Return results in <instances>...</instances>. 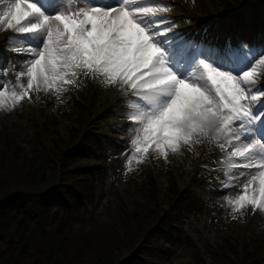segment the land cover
I'll return each instance as SVG.
<instances>
[{
	"label": "snow or ice",
	"instance_id": "snow-or-ice-1",
	"mask_svg": "<svg viewBox=\"0 0 264 264\" xmlns=\"http://www.w3.org/2000/svg\"><path fill=\"white\" fill-rule=\"evenodd\" d=\"M50 5L52 11L40 0H0V26L25 45L5 51L27 57L20 61L23 70L0 69L15 76L10 83L18 89L9 93V82H0V106L6 97L15 104L41 90L58 94L82 74L118 91L127 86L140 101L129 116L138 129L131 141L135 154L165 155L202 138L223 140L220 148H231L230 157L240 161L233 167L248 170L238 174L245 182L228 203L233 211H264V88L250 42L228 39L219 48L188 37L162 15L172 6L165 0L71 10L60 0Z\"/></svg>",
	"mask_w": 264,
	"mask_h": 264
},
{
	"label": "rangeland",
	"instance_id": "rangeland-1",
	"mask_svg": "<svg viewBox=\"0 0 264 264\" xmlns=\"http://www.w3.org/2000/svg\"><path fill=\"white\" fill-rule=\"evenodd\" d=\"M245 1V0H244ZM251 1L247 0L246 2ZM34 2V0H30ZM79 6H104L110 7L114 5L115 0H60V3L69 10ZM243 0H165L166 4L172 5L169 11L162 15L169 17L172 23L177 25L175 29L185 35L191 34V37L198 36L195 30H200L204 25L197 21H189L190 16L185 10V6L191 7L206 15H215L226 12L231 9H237ZM40 3L49 11H52L50 0H40ZM253 7V6H252ZM250 7L244 18L250 22L253 18H257L258 38L256 31L250 27L244 35H240L236 31L238 23L234 22V18H226L219 23L208 24V34L206 43L210 46L222 48L229 35H234L230 39L235 45L239 40L250 42V48H256L257 53L254 58L257 69L258 84L264 88V64H259L261 56H264V4L260 6L257 14L251 11ZM2 10V8H0ZM229 30H233L231 33ZM245 29H243V32ZM19 34H14L10 30H5L0 26V69L5 67L11 68L15 65L17 70L21 68L20 61L27 57L16 56L15 54L5 51L6 48L24 47L25 45L17 38ZM189 37V36H188ZM9 60L11 63H9ZM239 70V67H237ZM87 77L83 74L76 78L75 82H79L88 87L86 92L89 93L91 99L85 100L89 104L92 123L96 124L103 120L100 126L107 136V144L104 146L103 156L99 159V170L96 174V192L91 200L87 201L83 207L82 216L88 220L98 221L101 224L98 227L106 226L107 222H117L119 220L118 211L120 206L128 207L132 211L133 204L138 199L144 200L143 192L152 189L147 186L149 176L144 178V173H152L156 176L160 190L168 184V181L174 179L175 187L180 189H191L201 194L202 208L200 212L190 216L185 222L184 233L179 237L176 243V259L173 264H199L198 262L204 256L206 264H213L211 256L222 255L219 264H241L240 260H244L245 255L242 254V244L247 249L246 255L249 260L246 264H252L253 260L260 259L257 264H264V211L257 209L256 213H251L246 208L233 211V205L228 203V199L234 200L240 192V186L245 182L244 177H239L241 171L248 170L239 167H233L238 164V158L230 157L231 148L222 150L220 143L224 141H216L213 138H202L199 143L190 145H181L178 151L173 153L167 150L165 155H158L150 152L145 156L134 153V145L131 141L135 139L138 129L131 123L126 121L130 113H135L136 105L140 103L138 97L132 89L125 86L121 90L108 84L107 81L98 77H87V81L82 78ZM15 76L9 74L7 77L0 72V82H9L8 91L18 90L13 87ZM26 82V81H25ZM33 98L29 102L24 100L13 104L10 98H5L4 103L0 106V137L13 138L19 145L20 150L27 144H22L21 139L28 140L31 135H38V129H45L49 124L59 125L60 135L67 143H71L72 137L76 134H70V128L73 126L72 121L68 119L72 114L73 99L69 95H65L64 90L60 93L55 92H33ZM59 119L52 121L49 119L53 114ZM49 115V118L47 117ZM59 122V123H58ZM61 123V124H60ZM51 126V125H50ZM76 128V127H74ZM54 135L57 132L56 127L51 126L50 129ZM48 131V130H45ZM52 133V135H53ZM50 138V135L48 136ZM71 139V140H69ZM1 140V141H2ZM0 141L2 148L5 141ZM127 150V151H126ZM131 161V163H129ZM94 162V161H93ZM89 162L88 165H95ZM142 162L147 163L148 168L144 170L139 166ZM87 163H82L86 165ZM9 166L15 175L23 179V173L20 171L26 166L19 162H9ZM6 167L4 163L3 168ZM60 173V171H59ZM4 174L0 168V183L7 184L3 179ZM222 184H228L229 187L223 191L219 189ZM234 185V186H233ZM169 199L175 200V197L168 195ZM227 197V198H226ZM171 204V202H169ZM167 210L166 202L160 203L158 211L160 216L170 213ZM83 228L84 225L82 224ZM90 231V229H87ZM94 231V230H92ZM85 235V236H84ZM90 235V236H89ZM89 236V241L87 237ZM53 237V236H52ZM50 238L40 249L49 250L54 247L58 248V242H53L58 238ZM83 239L90 245H97L99 254L93 252L91 255L97 258H103L110 264H115L118 260L124 258L133 249L136 240H129L128 246L122 251L116 253L115 263L111 259V243L115 241L112 233L107 236L89 234L86 232H78L74 238L69 239L72 247L79 252L83 247ZM154 246H163L162 242L152 241ZM104 247L106 252H100L99 248ZM238 251L241 259L235 258L228 253V249ZM89 252L83 254L79 260L74 258V264H95L88 261ZM250 254V255H249ZM58 256V254H56ZM218 259V258H217ZM253 264H256L253 262Z\"/></svg>",
	"mask_w": 264,
	"mask_h": 264
},
{
	"label": "trees",
	"instance_id": "trees-1",
	"mask_svg": "<svg viewBox=\"0 0 264 264\" xmlns=\"http://www.w3.org/2000/svg\"><path fill=\"white\" fill-rule=\"evenodd\" d=\"M240 19L244 24V19ZM74 102L73 113L68 116L74 126L69 133L77 136L71 138L70 144L62 139L57 124H49L45 129L40 128L41 131L38 129L39 134L31 135L27 141L21 139L22 144H27L21 150V145L13 138L2 140L7 134L0 137V141L7 142L1 141L3 146L0 148V168L7 183H0V264H74V258L86 257L83 254L87 252L90 253L89 262L110 264L103 258L93 257V252L99 255L97 245H90L85 239L79 252L72 247L69 239L85 230L97 237L114 235L110 250L103 246L99 248L100 252H111L113 263L115 254L127 247L129 240H136L130 253L115 264H173L176 258L174 244L183 234L187 219L201 210L200 197L188 190H179L172 182L161 192L155 182L156 176L145 172L144 178L149 176L145 185L152 189L143 192L144 200L135 201L132 211L120 206L119 220L107 222L103 227H98L101 224L98 221L84 218L83 207L95 194L94 178L98 166L81 165L80 161L98 159L105 137L91 123L94 117L88 103L77 99ZM49 119L59 118L54 113ZM50 125L56 127L55 135ZM10 161L26 166L20 170L23 179L12 171ZM4 163L6 167L3 168ZM168 195L175 200L171 201ZM160 199L167 205L164 213L170 212L164 216L158 215ZM89 236H86L88 241ZM51 237V240L58 238L53 242H58L59 247L40 249ZM153 240L170 247L154 246ZM246 251L245 247L241 264L249 260ZM228 253L241 259L234 247L232 252L228 249ZM220 258L223 256H211L212 263L219 264ZM204 259L202 257L198 263L206 264ZM253 262L257 264L260 259Z\"/></svg>",
	"mask_w": 264,
	"mask_h": 264
},
{
	"label": "bare ground",
	"instance_id": "bare-ground-1",
	"mask_svg": "<svg viewBox=\"0 0 264 264\" xmlns=\"http://www.w3.org/2000/svg\"><path fill=\"white\" fill-rule=\"evenodd\" d=\"M32 97H33V94H32Z\"/></svg>",
	"mask_w": 264,
	"mask_h": 264
}]
</instances>
